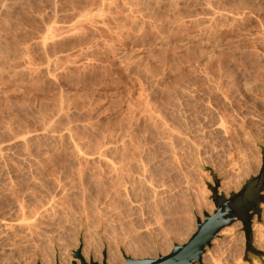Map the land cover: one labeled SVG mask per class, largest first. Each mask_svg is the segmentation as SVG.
Segmentation results:
<instances>
[{
	"label": "rangeland",
	"instance_id": "obj_1",
	"mask_svg": "<svg viewBox=\"0 0 264 264\" xmlns=\"http://www.w3.org/2000/svg\"><path fill=\"white\" fill-rule=\"evenodd\" d=\"M159 1L160 0H0V143H3L0 144V148L2 146L3 150L1 151V155L4 156L3 157L0 155V157H3L0 159V165H2V160L4 163L2 166H0V182L2 181L0 183V189H5L3 190V192H1L2 190H0V203H2L3 205V202H7V197L10 198L9 195L12 191L11 188L14 189L15 187L18 197L20 198L19 200L23 198L22 203H24V205L25 203L29 202L26 205L30 204L29 206L34 205L36 207L35 208L34 206H31L32 210L33 208H35L32 211L30 209L31 207L25 206V209L27 210L26 214H29L28 216L33 213L30 216L32 220L35 218L38 220L40 218H43L45 222L43 220H39L38 223L37 221L39 226L44 225L45 223H47V225H50L53 222V224L50 225V229L48 228L50 226L44 225V227H37L39 229L38 231L37 229H35V227L38 226L35 221L36 224L33 227V231H38L39 233L37 232V234L45 235H38V241L36 240L37 235L32 232L33 235L35 234L34 239L36 241L34 242H37L38 245L36 243L34 244V242H31L34 239L31 240V243L29 242L28 245L23 240V238L20 241V235L15 236V234L18 235V233L9 232L10 234L8 233L6 236H11L10 239L7 238L8 241L10 240L9 242L6 240L5 236L3 237L5 243H2V245L5 246L6 244L7 246H3L4 249H0V264H39L41 260L40 254L38 253L37 249H39V252L43 250L47 251V249H49L48 251H50L52 247L49 246V243L53 238L57 239V236L62 243V245H60V251L66 253V258H69L67 260V263L70 264L73 260L72 254L74 251L78 249L81 254L82 244L78 245L77 241H82V237L86 234L87 231V234L91 235L93 239L91 240L93 241V245H90L88 254L91 256V258L93 256H96V260H99L103 256H106L107 252H110L112 257V259L109 261L110 264H117L118 262L124 264L125 256L138 259L156 258L159 255H166L172 250L174 244L185 243L195 232L196 217H200L202 219L204 211H209L208 213H211L214 210V205L210 199L211 190L209 189V186H213L215 180H217L219 183L220 180L218 178L222 177L221 179L224 178L228 179L229 181H234L229 183V188L224 187L223 189L219 187L220 185L218 186V191L224 192L225 195H228V193L232 191L239 190L246 179L258 172L261 164V158L260 149L258 146H256V143L264 146V0H218L219 2H217V0H194L198 5L194 3L193 0H173L174 2H172V0H161L162 3ZM203 1L205 3H203ZM229 1L231 2V6ZM241 3H243V6H240ZM206 4L208 5V7L205 8ZM215 4L216 7H213L215 6ZM232 5L235 7L233 8ZM156 10L158 12H156ZM210 10L212 11V13ZM233 10L235 11L233 12ZM78 11L80 12L76 14ZM147 12L150 14L147 15ZM225 12L229 14H226ZM163 13L165 16L163 15ZM158 15L159 17L157 18ZM185 15H187L186 18ZM217 15L219 18L217 17ZM243 16H245V18ZM239 18L240 20H242L240 21ZM178 19H180V22ZM208 21L210 24L208 23ZM193 22L196 23V25ZM213 22L214 25H212ZM240 23H243V25ZM239 24L242 25L243 28L242 26L241 28H239ZM235 25L238 26V30L236 29ZM54 28L56 29L54 30ZM47 30L50 34L47 32ZM43 32L46 35H44ZM245 32L247 33V35ZM251 33L254 35L252 36ZM47 34H49L48 37L50 36L52 37V39L57 38V41L55 39L52 40L50 37L48 39ZM45 37H47L48 40ZM42 40V45H44L43 48H45V44H48L46 45L48 47H46V49L49 52H47L46 49L43 50L39 45V42L42 43ZM255 45L257 46L256 48ZM239 61L240 63L238 65ZM260 63L262 64L260 65ZM245 65L248 66L246 67ZM46 68L48 70L50 69V72L48 70H45ZM197 69L199 71H197ZM189 72H191V74ZM211 72H213V74ZM253 75L254 77H252ZM246 77L248 78V80ZM182 78L184 79V81ZM211 79L212 81H210ZM192 80L196 81L194 82ZM240 82L244 83L242 84ZM185 84H187V87ZM241 84L244 86V88ZM230 85H232V88L229 87ZM221 86L224 87L222 88ZM189 87L191 89H189ZM210 89L212 91H210ZM218 89L220 92L218 91ZM254 89H256V92H254ZM235 90L237 92H235ZM191 92H193V94ZM175 96L177 98L179 97L178 100ZM166 99L168 101H165ZM224 116L226 118H224ZM222 117L225 120L222 119ZM190 121L192 122V124ZM44 125L45 128H43ZM212 125L213 127H211ZM215 125L218 127H215ZM231 125L232 127H230ZM167 127L170 128L168 129ZM50 128L54 129L52 130ZM43 130H45V132ZM46 130L49 132H47ZM66 130L67 133H65ZM253 130L257 131L254 132ZM232 131L237 135L235 136V133L233 134ZM59 132H61V134ZM68 132H70L71 134ZM52 133L53 136H51ZM56 133H58L59 136ZM63 133L64 135H62ZM22 134H25L26 136H23ZM20 135H22L21 139L25 140L23 141L25 142V144L22 143L21 139L17 138L20 137ZM60 135L62 136L60 137ZM186 136L187 139L185 138ZM14 137H16V139ZM68 137H70V140L72 142L74 140V146H70L72 142L68 140ZM6 138H8L9 140H7ZM61 139L63 140L61 141ZM170 139L171 141H169ZM220 140H222L221 144L219 143ZM7 141V144H10V149L5 143ZM79 142L83 145H78ZM249 142H252L251 144L254 146L250 145ZM11 143L14 144H12L13 146L16 145L17 147H13ZM23 144L25 145L24 149L22 146ZM29 146L31 148H28ZM5 147H7L9 150L13 149L11 151L13 154ZM73 147L76 150L80 148V151H82L81 149L83 148V152L85 150H87L88 152L91 151V154L93 152H96V155L93 153L91 156L90 153L85 151V156H81L82 158H76V152H74L75 154H73L72 152L74 150ZM231 147H233L234 149ZM17 148H22V150L25 151L26 154L25 152L23 154L22 150L18 151L19 149L17 150ZM4 149L7 150L6 154L5 152H3ZM28 149L30 150L28 151ZM225 149H228L227 152ZM96 150H99L98 152L100 154H97ZM16 151L18 153H15ZM241 151L244 152V154ZM101 152L104 153L102 154ZM49 153L52 155H50ZM87 153L90 154L91 159L88 158ZM11 155L13 156L11 157ZM14 155H18L21 158H19L18 156L16 158ZM100 155L104 156V159L107 160H104ZM98 156H100L103 161L99 159ZM255 156L257 157V160ZM22 157H24V159L26 160H24ZM33 158L36 159L34 162ZM74 158L75 160L77 159V162H79V167L77 165H74L77 164L75 160H72ZM44 159H46L45 161L47 163L44 161ZM81 159H83L82 161L84 162H82ZM84 159L88 162L86 161V163ZM92 159L94 160V162L92 161ZM96 159L98 161H96ZM108 159L110 160V162ZM30 160L33 162L32 164H35L34 166L36 168L32 164V169L29 167L30 165L28 163L31 162ZM120 160L124 165L123 168L125 169L122 168ZM36 161H44L45 164L44 162H40V164ZM80 161L84 163V165L80 163ZM104 161L108 162H105L104 164ZM112 161L116 165H113ZM239 161L242 163H240ZM92 162L94 163V165H96L95 168L92 165ZM90 163L93 167L90 166ZM109 163L112 165H110ZM80 164L82 165V167ZM103 164L105 167H103ZM243 164L246 166H244ZM249 164H251V166H249ZM118 165H120L119 168L121 169L115 168L118 167ZM38 166L40 168H38ZM110 166L115 167L113 168ZM28 167L30 171L32 170L33 173H27L29 172ZM33 167L37 169V171L33 169ZM76 168L79 169L76 170ZM80 168H82L83 170H81ZM106 168L108 169L106 170ZM52 169L58 170L59 173L58 171H56V175H51V177H48V171ZM118 169L119 173H117ZM128 169L129 171L127 172L129 173L126 172V170ZM75 171H80L77 174L80 173L79 175L80 178H82L81 180L78 178L79 175H77ZM122 171L126 176L122 175ZM61 172L66 173V175L63 173L64 178L62 177ZM111 173L113 175L116 173V178L114 177L115 175L112 176ZM28 174H30V178L24 177L23 180V177L21 176H27ZM43 174L45 179L48 178V180H45V183L44 179H42ZM34 175H36V177ZM130 175L134 176L128 177ZM52 176H54V178L56 176V178L58 177V179L54 180ZM98 176H102V179ZM118 176L119 178L121 177L120 180L119 178H117ZM136 176H139V178L135 179L137 178ZM37 177H40L43 182L40 181V179ZM97 177L101 181H103H99L102 185L98 182L99 179H97ZM122 177H125V179L123 178L124 180H128V182L126 183H129V186H131L128 188V191L132 189V192L128 193L133 195V199L135 198L134 201L139 202L138 204L142 205H140L142 209L144 206V209L146 210L145 207L147 206V210H141L142 214L140 215L139 213L138 215L139 217L141 216L142 224H140L139 221L137 222L135 220L133 216L134 214L129 213L127 204L130 199L132 200V196L129 194L130 196L128 195L127 197H125V201L122 200L124 198L122 197ZM140 177H142L143 179H141ZM17 178L21 180L20 185ZM108 178L110 181L108 180ZM65 179L69 183V187L67 185L68 183L66 184V182L64 181ZM112 179L115 180L113 181ZM57 180L62 181L58 184ZM107 180L113 183H109ZM129 180L130 182L132 181V183H130ZM35 181H37L38 184ZM118 181L119 183H116ZM85 182L87 185H85ZM21 183L24 184V187L21 185ZM26 183L28 186L26 185ZM48 183L52 184V189L51 185H49ZM10 184L11 186L9 187L11 188H7V186ZM55 184L58 186L60 185L62 191H60V187L56 186ZM82 184H84V186ZM113 184L117 185L118 188H115V185L114 187H112ZM146 184H149L153 189L151 188L150 190V186L148 185L149 187H147ZM17 185H19V187H17ZM31 185L34 188L36 187L37 189H35L34 191ZM39 185H41L42 187H40ZM64 185L67 186L65 187ZM29 187L32 189V191L28 194L27 191L31 190ZM39 187L41 191L38 189ZM62 187L64 188L62 189ZM84 187H86L87 189ZM108 187L111 188V191L113 190V194L115 193L122 198L116 196L118 198L116 199L115 194L113 196L111 191H108L110 190ZM18 188L22 189L20 190ZM156 188L159 189L157 190ZM225 188L227 190H225ZM42 189H45L43 190L45 194L43 193ZM50 189L52 190L53 194L51 193ZM117 189L120 191V193ZM66 190H68L67 193H71L64 194ZM153 190L155 192H153ZM8 191H10L9 194H7ZM58 191L60 192V194L57 193ZM20 192L22 194H20L19 196ZM156 192L158 193V195ZM30 193H33L34 195L36 194L37 196L31 194L33 196L32 197L30 196ZM38 193H40V195ZM83 193L85 194L86 198ZM95 193H97V196H94L96 195ZM102 193L103 197L107 196L108 199L105 197V199H101ZM106 193L109 196L112 195L110 197L112 202H120L121 205L125 204V207H127H124L125 212L123 208L122 210L121 207H117L116 211H118H115L116 213L114 212L111 217H105V215L102 213L103 211H101L102 206L100 202H111L109 200V196ZM5 194H7L8 196L5 197ZM55 194H57V196ZM47 195L48 197L50 196L51 198H53L52 200L51 198L48 200L51 203L47 201ZM53 195L56 196L57 200L60 198L62 200L68 198L66 199L67 202H65V200L62 202L61 199L60 202L59 200L56 201ZM71 195L73 197H70ZM75 195H77L80 200H83L80 201ZM98 195L100 196L101 200H98ZM27 196L30 198L29 200H26V198H24ZM62 196H65V198H63ZM91 196L93 197L90 198V200L89 197ZM153 196L154 198H152ZM36 197L37 200H33V198L36 199ZM69 197L71 198V200H73L71 201ZM87 197L91 202L95 200L93 198H96V203L93 202L92 206ZM128 197L129 200L126 199ZM86 200H88V202ZM78 201H80V203L82 202L81 206ZM84 201L88 205L84 203ZM43 202L46 203L44 204ZM38 203H40V206L38 205ZM47 203L50 206H48ZM53 203H55L54 206H52ZM60 203L64 204L60 205ZM153 203L155 204V206ZM117 204L120 205L119 203H116V205ZM2 205L0 204V218L4 217ZM41 205L43 208L41 207ZM75 205L77 207H80L78 209L81 213V210L85 211L80 214ZM89 205H91L92 207ZM94 205L95 208H93ZM88 206L90 207V210ZM123 206L124 205H122V207ZM43 209L47 211H44ZM59 209L60 211H57ZM96 209H98L97 213ZM148 209H150L151 212H148ZM54 210L56 211V213ZM93 210L94 213L92 212ZM54 213L56 216L54 215ZM92 213L95 219L90 218L92 217ZM98 213L100 218H98ZM148 213L149 216H147ZM59 214L61 217L59 216ZM62 214L65 215V217ZM115 214L118 216L122 214V216L116 217ZM143 214L145 217H142ZM41 215H43V217ZM51 215H54L56 218ZM37 216L41 217L38 218ZM30 217L28 218L30 219ZM52 218H54L53 221ZM64 218H66L67 220ZM79 218L82 219L80 220ZM106 218L109 220V222L108 220H105ZM115 218H117V220H115ZM144 218L147 219V221L143 220ZM59 219H61L62 222ZM89 219H91L92 222ZM110 219L115 224L112 223ZM126 219H128L131 224ZM58 220L60 221L58 222L60 223V226L57 223ZM77 220L78 224L80 223L81 225L77 224ZM87 220L89 221L87 222ZM96 221H98L97 223L99 224H97ZM105 221L107 222V224ZM116 221H118L121 225L118 222L116 223ZM126 221L127 224L129 223V225H127L128 227L126 226ZM42 222L43 224H40ZM86 223L88 225H85ZM93 223H95V225ZM136 223H139L138 226ZM148 223L152 228L150 230V227L146 226L149 225ZM55 224L58 227H56ZM122 224H124V227L121 228L120 226H122ZM253 224H262L264 229V222L262 221L261 212L258 216L255 215L253 217L251 231ZM54 225L56 228L54 227ZM82 225H84V227ZM91 225L94 226V231V228L91 229ZM87 226H89V228H87ZM103 227L105 229H103ZM144 227L149 228L145 229ZM231 227L232 238L220 236L218 233V236L214 240H212L211 245L205 249V252L202 256V264H209L207 251L208 253L211 252L210 254L213 260V263H211V260L210 264H263L255 258H252L250 260L248 253H246V240L245 234L242 230V224L240 222H236L226 228ZM45 228L46 231L48 229L50 230H48L49 234L48 231L46 232L44 230ZM109 228H111V231H108L110 230ZM114 228L116 231L114 230ZM52 229L55 232L51 231ZM139 229L142 230L139 231ZM144 229L145 231H149L145 232L143 231ZM41 230H44V232H42ZM105 230L108 232H106ZM95 231L97 233H95ZM104 231L106 232L105 234ZM141 231L144 233H142ZM12 237L17 239L16 240L13 238L17 242L16 244H18L19 242L20 243L17 245L18 247L15 245V250L10 248V251V249L8 248L11 247L10 244H15L14 240L12 242ZM46 237L49 241L45 239ZM6 241L9 244L6 243ZM22 242L26 244V248L24 245L22 248ZM38 242H40V244L43 243V247H41ZM251 244L255 248L253 231ZM28 246L32 248L30 249ZM45 246L50 248H46ZM6 247L8 248L7 250ZM40 247L44 249L42 250L40 249ZM24 248L25 250H23ZM17 250L21 253L19 254ZM22 251L25 252L23 253ZM17 252L18 254H16ZM75 260L78 264L80 263L78 259Z\"/></svg>",
	"mask_w": 264,
	"mask_h": 264
},
{
	"label": "bare ground",
	"instance_id": "obj_2",
	"mask_svg": "<svg viewBox=\"0 0 264 264\" xmlns=\"http://www.w3.org/2000/svg\"><path fill=\"white\" fill-rule=\"evenodd\" d=\"M163 1H164V0H163ZM189 1H190V0H189ZM193 1H194V0H193ZM215 1H216V0H215ZM237 1H238V0H237ZM240 1H241V0H240ZM246 1H247V0H246ZM150 2H151V1H150ZM152 2H153V1H152ZM159 2H161V0H160ZM172 2H174V1L172 0ZM172 2H171V3H172ZM217 2H219V1L217 0ZM217 2H216V4H217ZM229 2H230V1H229ZM235 2H236V1H235ZM248 2H249V1H248ZM250 2H251V1H250ZM259 2H260V1H259ZM161 3H162V2H161ZM194 3H196V2L194 1ZM203 3H205V2L203 1ZM257 3H258V2H257ZM262 3H263V2H262ZM152 4H153V3H152ZM157 4H158V3H157ZM165 4H168V3H165ZM172 4H173V3H172ZM172 4H171V5H172ZM191 4H192V3H191ZM196 4H197V3H196ZM201 4H202V3H201ZM207 4H208V3H207ZM207 4L205 5V8L208 7ZM216 4H215V6H213V7H216ZM222 4H223V2H222ZM225 4H226V2H225ZM225 4H224V5H225ZM232 4H233V3H232ZM234 4H235V3H234ZM237 4H238V2H237ZM242 4H243V3H241V5H240V4H239V5H240V6H243ZM246 4H247V3H246ZM1 5H2V4H1ZM176 5H177V4H176ZM176 5H175V6H176ZM192 5H193V4H192ZM197 5H198V4H197ZM210 5H211V4H210ZM219 5H220V4H219ZM235 5H236V4H235ZM257 5H258V4H257ZM158 6H159V5H158ZM193 6H194V5H193ZM230 6H231V2H230ZM230 6H229V7H230ZM236 6H237V5H236ZM245 6H247V5H245ZM5 7H6V6H5ZM151 7H152V6H151ZM178 7H179V6H178ZM185 7H186V6H185ZM189 7H190V6H189ZM203 7H204V6H203ZM209 7H210V6H209ZM232 7L234 8L235 6L232 5ZM248 7H249V6H248ZM254 7H255V6H254ZM129 8H130V7H129ZM167 8H168V7H167ZM169 8H171V7H169ZM176 8H177V7H176ZM211 8H212V6H211ZM224 8H225V7H224ZM181 9H184V8H181ZM220 9H221V8H220ZM131 10H132V9H131ZM149 10H150V9H149ZM151 10H152V9H151ZM157 10H158V9H157ZM157 10H156V12H158ZM164 10H165V9H164ZM173 10H174V8H173ZM186 10H187V9H186ZM189 10H190V9H189ZM201 10H202V9H201ZM205 10H207V9H205ZM208 10H209V8H208ZM216 10H217V9H216ZM225 10H226V9H225ZM237 10H238V9H237ZM135 11H136V10H135ZM190 11H191V10H190ZM194 11H195V10H194ZM210 11H211V10H210ZM226 11H227V10H226ZM234 11H235V10H233V12H234ZM239 11H240V10H239ZM255 11H256V10H255ZM255 11H254V12H255ZM79 12H80V11H78L76 14H78ZM84 12H85V10H84ZM133 12H134V11H133ZM138 12H139V10H138ZM138 12H137V13H138ZM145 12H146V11H145ZM163 12H165V11H163ZM171 12H172V11H171ZM173 12H174V11H173ZM203 12H204V11H203ZM203 12H202V13H203ZM208 12H209V11H208ZM219 12H220V11H219ZM223 12H224V11H223ZM252 12H253V11H252ZM252 12H251V13H252ZM87 13H88V12H87ZM143 13H144V12H143ZM147 13H148V12H147ZM166 13H167V12H166ZM176 13H177V12H176ZM180 13H181V12H180ZM182 13H183V12H182ZM199 13H201V12H199ZM211 13H212V11H211ZM211 13H210V14H211ZM213 13H214V10H213ZM225 13H226V14H229V13H227V12H225ZM237 13H238V11H237ZM82 14H83V13H82ZM133 14H134V13H133ZM138 14H139V13H138ZM140 14H141V13H140ZM144 14H145V13H144ZM149 14H150V13H148L147 15H149ZM188 14H189V12H188ZM193 14H194V13H193ZM203 14H204V13H203ZM219 14H220V13H219ZM254 14H255V13H254ZM85 15H86V14H85ZM88 15H89V14H88ZM163 15H164V13H163ZM170 15H173V14H170ZM176 15H177V14H176ZM195 15H196V14H195ZM206 15H207V14H206ZM213 15H214V14H213ZM237 15H238V14H237ZM243 15H244V14H243ZM75 16H76V15H75ZM81 16H82V15H81ZM133 16H134V15H133ZM133 16H132V17H133ZM151 16H152V15H151ZM153 16H154V14H153ZM164 16H165V15H164ZM186 16H187V15H185V18H186ZM196 16H197V15H196ZM196 16H194V17H196ZM200 16H202V15H200ZM230 16H231V15H230ZM40 17H41V16H40ZM79 17H80V16H79ZM79 17H78V18H79ZM92 17H93V16H92ZM132 17H131V18H132ZM158 17H159V15L157 16V18H158ZM167 17H168V16H167ZM174 17H175V16H174ZM178 17H179V16H178ZM217 17H218V15H217ZM220 17H221V16H220ZM224 17H225V16H224ZM234 17H235V16H234ZM239 17H240V16H239ZM243 17L245 18V16H243ZM75 18H76V17H75ZM82 18H83V17H82ZM101 18H102V17H101ZM133 18H134V17H133ZM136 18H137V17H136ZM141 18H142V17H141ZM145 18H146V17H145ZM149 18H150V17H149ZM151 18H152V17H151ZM169 18H170V16H169ZM180 18H182V17H180ZM207 18H208V17H207ZM218 18H219V17H218ZM226 18H227V17H226ZM172 19H173V18H172ZM237 19H238V18H237ZM54 20H55V19H54ZM173 20H174V19H173ZM178 20H179V22H180V19H178ZM194 20H195V19H194ZM196 20H198V19H196ZM200 20H201V19H200ZM211 20H212V19H211ZM221 20H222V18H221ZM233 20H234V19H233ZM239 20H240V18H239ZM241 20H242V19H241ZM241 20H240V21H241ZM245 20H247V19H245ZM245 20H244V21H245ZM170 21H171V20H170ZM181 21H182V20H181ZM212 21H213V20H212ZM223 21H224V20H223ZM229 21H230V20H229ZM234 21H235V20H234ZM172 22H173V21H172ZM206 22H207V21H206ZM221 22H222V21H221ZM237 22H238V21H237ZM51 23H52V22H51ZM71 23H72V21H71ZM170 23H171V22H170ZM193 23H194V22H193ZM197 23H198V22H197ZM199 23H201V22H199ZM208 23H209V21H208ZM226 23H228V22H226ZM234 23H235V22H234ZM261 23H262V22H261ZM75 24H76V23H75ZM194 24L196 25V23H194ZM202 24H203V22H202ZM202 24H201V25H202ZM209 24H210V23H209ZM223 24H224V23H223ZM232 24H233V23H232ZM235 24H236V23H235ZM240 24L243 25V23H240ZM240 24H239V25H240ZM51 25H52V24H51ZM70 25H71V24H70ZM197 25H198V24H197ZM212 25H214V22L212 23ZM230 25H231V24H230ZM242 25H240L239 28H241ZM244 25H245V24H244ZM235 26H236V25H235ZM50 27H53V26H50ZM209 27H210V26H209ZM237 27H238V26H236V29L238 30ZM56 28H57V27H56ZM56 28H54V30H55ZM242 28H243V26H242ZM245 28H246V27H245ZM49 29H50V28H49ZM63 29H64V28H63ZM236 29H235V30H236ZM246 29H247V28H246ZM59 30H60V28H59ZM239 30H240V29H239ZM241 30H242V29H241ZM243 30H244V29H243ZM49 31H50V30H49ZM51 31H52V29H51ZM163 31H164V30H163ZM245 31H246V30H245ZM44 32H45V31H44ZM44 32H43V34H44ZM47 32H48V30H47ZM53 32H54V31H53ZM61 32H62V31H61ZM242 32H243V31H242ZM258 32H260V31H258ZM48 33H49V32H48ZM64 33H65V32H64ZM69 33H70V32H69ZM72 33H73V31H72ZM240 33H241V32H240ZM240 33H239V34H240ZM245 33H246V32H245ZM49 34H50V33H49ZM49 34H47V37H48ZM51 34H54V33H51ZM66 34H67V33H66ZM248 34H250V33H248ZM258 34H259V33H258ZM44 35H46V34H44ZM55 35H56V34H55ZM55 35H54V37H55ZM246 35H247V33H246ZM251 35L253 36L254 34L251 33ZM259 35H260V34H259ZM52 36H53V35H52ZM62 36H63V34H62ZM242 36H243V35H242ZM261 36H263V35H261ZM47 37H45V38L47 39ZM49 37H50V36H49ZM49 37H48V39H49ZM239 37H240V35H239ZM263 37H264V36H263ZM50 38L52 39V37H50ZM245 38H246V37H245ZM245 38H244V39H245ZM48 39H47V40H48ZM54 39H55V38H54ZM54 39H52V40H54ZM58 39H59V38H58ZM60 39H61V38H60ZM253 39H256V38H253ZM260 39H261V38H260ZM37 40H38V39H37ZM40 40H41V39H40ZM55 40L57 41V38H56ZM238 40H239V39H238ZM261 40H262V39H261ZM44 41H45V40H44ZM241 41H242V39H241ZM254 41H255V40H254ZM256 41H257V40H256ZM259 41H260V40H259ZM49 42H50V41H49ZM238 42H240V41H238ZM39 43H40L39 45L42 47L43 50L46 49V47H47L46 45H48V44H45V48H43V46H44V45H42V44H43V40H42V43H41V42H39ZM47 43H48V42H47ZM51 43H52V42H51ZM62 43H63V42H62ZM255 43H256V42H255ZM26 44H27V43H26ZM53 44H54V42H53ZM58 44H59V43H58ZM237 44H238V43H237ZM261 44H262V43H261ZM51 47H52V46H51ZM51 47H50V48H51ZM246 47H247V46H246ZM253 47H254V46H253ZM256 47H257V46L255 45V48H256ZM260 47H261V45H260ZM47 48H48V47H47ZM243 48H244V47H243ZM248 48H250V47H248ZM251 48H252V47H251ZM257 49H258V48H257ZM259 49H260V48H259ZM263 49H264V48H263ZM233 50H234V49H233ZM235 50H236V49H235ZM253 50H255V49H253ZM253 50H252V51H253ZM46 51H47V49H46ZM54 51H55V50H54ZM255 51H257V50H255ZM47 52H49V51H47ZM47 52H46V53H47ZM243 52H244V51H243ZM44 53H45V51H44ZM231 53H232V52H231ZM253 53H254V52H253ZM60 54H61V53H60ZM58 55H59V54H58ZM251 55H252V54H251ZM255 55H256V54H255ZM235 56H236V55H235ZM249 56H250V55H249ZM259 56H260V55H259ZM228 57H229V55H228ZM238 57H239V56H238ZM46 58H47V57H46ZM56 58H57V57H56ZM226 58H227V57H226ZM261 58H262V57H261ZM235 59H237V58H235ZM254 59H255V58H254ZM262 59H263V58H262ZM57 60H59V59H57ZM225 60H226V59H225ZM232 60H233V59H232ZM246 60H247V59H246ZM258 60H259V59H258ZM221 61H222V60H221ZM237 61H238V60H237ZM262 62H263V61H262ZM56 63H57V62H56ZM239 63H240V61L238 62V65H239ZM263 63H264V62H263ZM243 64H244V63H243ZM261 64H262V63H260V65H261ZM50 65H54V64H50ZM42 66H43V65H42ZM55 66H56V65H55ZM55 66H53V67H55ZM245 66H246V65H245ZM247 66H248V65H247ZM247 66H246V67H247ZM249 66H250V64H249ZM256 66H259V65H256ZM49 67H50V66H49ZM49 67H48V68H49ZM53 67H52V68H53ZM242 67H243V66H242ZM254 67H255V66H254ZM50 68H51V67H50ZM204 68H205V67H204ZM225 68H226V67H225ZM225 68H224V70H225ZM232 68H233V67H232ZM218 69H219V68H218ZM248 69H249V68H248ZM45 70H48V69L46 68ZM53 70H54V69H53ZM208 70H209V68H208ZM210 70H211V69H210ZM215 70H216V69H215ZM220 70H221V69H220ZM220 70H219V72H220ZM234 70H235V68H234ZM240 70H242V69H240ZM48 71L50 72V69H49ZM191 71H192V70H191ZM197 71H199V70L197 69ZM211 71H212V70H211ZM228 71H229V70H228ZM236 71H237V69H236ZM255 71H256V70H255ZM255 71H254V72H255ZM260 71H261V70H260ZM195 72H196V71H195ZM195 72H194V73H195ZM200 72H201V71H200ZM203 72H204V71H203ZM203 72H202V73H203ZM205 72H206V71H205ZM216 72H217V71H216ZM216 72H214V73H216ZM232 72H233V71H232ZM256 72H257V71H256ZM33 73H34V72H33ZM186 73H187V72H186ZM189 73L191 74V72H189ZM211 73L213 74V72H211ZM226 73H227V72H226ZM48 74H49V73H48ZM241 74H242V73H241ZM255 74H256V73H255ZM183 75H185V74H183ZM197 75H198V74H197ZM201 75H202V74H201ZM209 75H210V74H209ZM214 75H215V74H214ZM239 75H240V74H239ZM246 75H247V74H246ZM49 76H50V75H49ZM49 76H48V77H49ZM180 76H181V75H180ZM186 76H187V75H186ZM188 76H189V75H188ZM222 76H223V75H222ZM230 76H231V75H230ZM204 77H205V76H204ZM204 77H203V78H204ZM228 77H229V76H228ZM228 77H227V78H228ZM240 77H241V76H240ZM244 77H245V76H244ZM247 77H248V76H247ZM247 77H246V78H247ZM252 77H254V75H253ZM179 78H180V77H179ZM197 78H199V77H197ZM224 78H225V76H224ZM224 78H223V79H224ZM250 78H251V76H250ZM182 79H183V78H182ZM190 79H191V78H190ZM206 79H207V78H206ZM219 79H220V78H219ZM232 79H233V78H232ZM244 79H245V78H244ZM244 79H243V80H244ZM175 80H177V79H175ZM185 80H186V79H185ZM187 80H188V79H187ZM216 80H217V78H216ZM247 80H248V78H247ZM178 81H179V80H178ZM183 81H184V79H183ZM188 81H189V80H188ZM190 81H191V80H190ZM192 81H194V80H192ZM195 81H196V80H195ZM195 81H194V82H195ZM210 81H212V79H211ZM214 81H215V80H214ZM234 81H235V80H234ZM244 81H245V80H244ZM230 82H231V80H230ZM238 82H239V80H238ZM187 83H188V82H187ZM192 83H193V82H192ZM209 83H210V82H209ZM211 83H212V82H211ZM219 83H220V82H219ZM233 83H234V82H233ZM240 83H242V82H240ZM243 83H244V82H243ZM243 83H242V84H243ZM248 83H251V82H248ZM182 84H183V83H182ZM190 84H191V83H190ZM194 84H195V83H194ZM194 84H193V85H194ZM242 84H241V85H242ZM174 85H175V84H174ZM185 85H186V87H187V84H185ZM209 85H210V84H209ZM226 85H227V83H226ZM236 85H237V84H236ZM171 86H172V85H171ZM171 86H170V87H171ZM179 86H180V85H179ZM183 86H184V85H183ZM202 86H204V85H202ZM231 86H232V85H230L229 87H231ZM242 86H243V85H242ZM242 86H240V87H242ZM246 86H247V84H246ZM173 87H174V86H173ZM173 87H172V88H173ZM186 87H185V88H186ZM195 87H196V86H195ZM197 87H199V86H197ZM213 87H215V86H213ZM221 87H222V86H221ZM223 87H224V86H223ZM223 87H222V88H223ZM177 88H178V87H177ZM181 88H182V87H181ZM201 88H202V87H201ZM218 88H219V86H218ZM225 88H226V87H225ZM231 88H232V87H231ZM243 88H244V86H243ZM250 88H251V87H250ZM255 88H256V87H255ZM189 89H191V88L189 87ZM237 89H238V88H237ZM245 89H246V88H245ZM256 89H257V88H256ZM256 89H254V92H256V91H255ZM148 90H149V89H148ZM179 90H181V89H179ZM194 90H195V89H194ZM197 90H198V88H197ZM205 90H206V89H205ZM205 90H204V91H205ZM214 90H215V89H214ZM223 90H224V89H223ZM246 90H247V89H246ZM172 91H173V90H172ZM172 91H171V92H172ZM176 91H177V90H176ZM210 91H212V90L210 89ZM218 91H219V89H218ZM224 91H225V90H224ZM224 91H223V92H224ZM248 91H249V90H248ZM258 91H259V90H258ZM174 92H175V91H174ZM181 92H182V91H181ZM184 92H185V91H184ZM201 92H202V91H201ZM201 92H199V93H201ZM207 92H208V91H207ZM207 92H206V93H207ZM219 92H220V91H219ZM235 92H237V91L235 90ZM239 92H240V90H239ZM241 92H242V91H241ZM243 92H244V89H243ZM250 92H251V91H250ZM250 92H249V94H250ZM175 93H176V92H175ZM178 93H179V92H178ZM178 93H177V94H178ZM191 93L193 94V92H191ZM212 93H213V92H212ZM217 93H218V92H217ZM261 93H262V92H261ZM184 94H185V93H184ZM192 94H191V95H192ZM208 94H209V93H208ZM215 94H216V93H215ZM243 94H244V93H243ZM204 95H205V94H204ZM220 95H221V94H220ZM226 95H227V94H226ZM228 95H229V94H228ZM238 95H239V94H238ZM241 95H242V93H241ZM241 95H240V96H241ZM261 95H262V94H261ZM166 96H167V95H166ZM189 96H190V95H189ZM222 96H223V95H222ZM230 96H231V95H230ZM240 96H239V98H240ZM171 97H172V96H171ZM175 97H176V96H175ZM207 97H208V96H207ZM228 97H229V96H228ZM178 98H179V97H178ZM178 98L176 97L177 100H178ZM180 98H181V97H180ZM186 98H187V97H186ZM188 98H189V97H188ZM208 98H209V97H208ZM212 98H213V97H212ZM217 98H218V97H217ZM260 98H262V97H260ZM198 99H199V98H198ZM201 99H202V98H201ZM201 99H200V100H201ZM206 99H207V98H206ZM214 99H215V97H214ZM214 99H213V100H214ZM224 99H225V98H224ZM237 99H238V98H237ZM148 100H149V99H148ZM174 100H175V99H174ZM188 100H189V99H188ZM207 100H208V99H207ZM221 100H222V99H221ZM228 100H229V99H228ZM165 101H168V100L166 99ZM192 101H193V100H192ZM217 101H218V100H217ZM222 101H223V100H222ZM232 101H233V100H232ZM256 101H257V99H256ZM175 102H176V101H175ZM186 102H187V101H186ZM206 102H207V101H206ZM226 102H227V100H226ZM237 102H239V101H237ZM167 103H168V102H167ZM177 103H179V102H177ZM183 103H184V102H183ZM214 103H216V102H214ZM165 104H166V103H165ZM187 104H188V103H187ZM187 104H186V105H187ZM194 104H195V103H194ZM199 104H200V103H199ZM199 104H198V105H199ZM206 104H207V103H206ZM206 104H205V105H206ZM218 104H220V103H218ZM235 104H236V103H235ZM190 105H191V104H190ZM196 105H197V104H196ZM259 105H260V104H259ZM158 106H159V105H158ZM164 106H165V105H164ZM168 106H169V105H168ZM187 106H188V105H187ZM202 106H203V105H202ZM181 107H182V106H181ZM190 107H191V106H190ZM192 107H193V106H192ZM197 107H198V106H197ZM206 107H207V106H206ZM232 107H234V106H232ZM171 108H172V107H171ZM204 108H205V107H204ZM208 108H210V107H208ZM229 108H230V106H229ZM236 108H237V107H236ZM160 109H161V108H160ZM215 109H216V108H215ZM238 109H239V108H238ZM213 110H214V109H213ZM232 110H233V109H232ZM240 110H241V109H240ZM154 111H155V110H154ZM168 111H169V110H168ZM196 111H197V110H196ZM214 111H215V110H214ZM217 111H218V110H217ZM217 111H216V112H217ZM233 111H234V110H233ZM159 112H160V111H159ZM175 112H176V111H175ZM187 112H188V111H187ZM189 112H190V111H189ZM198 112H199V111H198ZM201 112H202V111H201ZM229 112H230V111H229ZM236 112H237V111H236ZM247 112H248V111H247ZM171 113H172V112H171ZM177 113H178V112H177ZM183 113H184V112H183ZM222 113H223V112H222ZM57 114H58V113H57ZM156 114H157V113H156ZM178 114H179V113H178ZM188 114H189V113H188ZM207 114H208V113H207ZM215 114H216V113H215ZM220 114H221V113H220ZM226 114H228V113H226ZM236 114H237V113H236ZM247 114H249V113H247ZM162 115H163V114H162ZM172 115H174V114H172ZM193 115H194V114H193ZM200 115H201V114H200ZM230 115H231V114H230ZM55 116H56V115H55ZM151 116H152V115H151ZM158 116H159V115H158ZM158 116H157V117H158ZM198 116H199V115H198ZM208 116H209V115H208ZM217 116H219V115H217ZM220 116H221V115H220ZM228 116H229V115H228ZM237 116H238V115H237ZM241 116H242V115H241ZM244 116H245V114H244ZM249 116H250V115H249ZM249 116H248V117H249ZM155 117H156V116H155ZM202 117H203V116H202ZM230 117H231V116H230ZM220 118H221V117H220ZM224 118H226V117L224 116ZM224 118L222 117V119H224ZM251 118H253V117H251ZM160 119H161V118H160ZM178 119H179V118H178ZM186 119H187V118H186ZM222 119H220V120H222ZM228 119H229V118H228ZM228 119H227V120H228ZM174 120H175V118H174ZM189 120H190V119H189ZM211 120H212V119H211ZM220 120H218V121H220ZM224 120H225V119H224ZM227 120H226V121H227ZM258 120H259V119H258ZM150 121H151V120H150ZM162 121H163V120H162ZM183 121H184V120H183ZM193 121H194V119H193ZM199 121H200V120H199ZM201 121H202V120H201ZM206 121H207V120H206ZM212 121H213V120H212ZM240 121H241V120H240ZM48 122H49V121H48ZM163 122H164V121H163ZM190 122H191V121H190ZM190 122H189V123H190ZM262 122H263V121H262ZM178 123H179V122H178ZM225 123H226V122H225ZM225 123H224V124H225ZM238 123H241V122H238ZM255 123H256V122H255ZM46 124H47V123H46ZM191 124H192V122H191ZM201 124H202V123H201ZM205 124H206V123H205ZM208 124H209V123H208ZM222 124H223V123H222ZM229 124H230V121H229ZM229 124H228V125H229ZM231 124H232V123H231ZM247 124H248V123H247ZM250 124H251V123H250ZM51 125H52V124H51ZM54 125H55V124H54ZM151 125H152V124H151ZM153 125H154V124H153ZM185 125H186V124H185ZM226 125H227V124H226ZM256 125H257V124H256ZM47 126H48V125H47ZM47 126H46V127H47ZM183 126H184V125H183ZM198 126H199V125H198ZM200 126H201V125H200ZM218 126H219V124H218ZM218 126L215 125V127H218ZM177 127H178V126H177ZM211 127H213V125H212ZM221 127H222V126H221ZM223 127H224V125H223ZM230 127H232V125H231ZM233 127H234V126H233ZM239 127H241V126H239ZM252 127H253V126H252ZM43 128H45V125H44ZM48 128H49V127H48ZM167 128H168V127H167ZM169 128H170V127H169ZM169 128H168V129H169ZM203 128H204V127H203ZM205 128H206V127H205ZM50 129L53 130L54 128H50ZM218 129H219V128H218ZM218 129H216V130H218ZM221 129H222V128H221ZM231 129H233V128H231ZM61 130H62V129H61ZM63 130H64V129H63ZM153 130H154V129H153ZM175 130H176V129H175ZM200 130H201V129H200ZM226 130H227V129H226ZM235 130H236V129H235ZM242 130H243V129H242ZM257 130H258V129H257ZM257 130H255V131L253 130V131L256 132ZM43 131L45 132V130H43ZM46 131H47V130H46ZM167 131H168V130H167ZM193 131H194V130H193ZM221 131H222V130H221ZM221 131H220V132H221ZM239 131H240V130H239ZM47 132H49V131H47ZM64 132H65V131H64ZM168 132H169V131H168ZM170 132H171V131H170ZM187 132H188V131H187ZM232 132H233V131H232ZM263 132H264V131H263ZM59 133L61 134V132H59ZM65 133H67V130H66ZM68 133H70V132H68ZM155 133H156V132H155ZM158 133H159V132H158ZM182 133H183V132H182ZM207 133H208V132H207ZM221 133H222V132H221ZM227 133H229V132H227ZM234 133H235V132H233V134H234ZM258 133H259V132H258ZM49 134H50V133H49ZM56 134L58 135V133H56ZM70 134H71V133H70ZM70 134H69V135H70ZM231 134H232V133H231ZM22 135H23V136H26L25 134H22ZM22 135H20V137H17V138L21 139V138H22ZM27 135H28V134H27ZM62 135H64V133H63ZM62 135H60V137H61ZM72 135H73V134H72ZM107 135H108V134H107ZM219 135H220V134H219ZM222 135H223V134H222ZM224 135H225V134H224ZM236 135H237V134L235 133V136H236ZM244 135H245V134H244ZM246 135H247V133H246ZM10 136H11V135H10ZM41 136H42V135H41ZM51 136H53V133H52ZM58 136H59V135H58ZM67 136H68V135H67ZM73 136H74V135H73ZM135 136H136V135H135ZM161 136H162V135H161ZM179 136H180V135H179ZM202 136H203V135H202ZM211 136H212V135H211ZM229 136H230V135H229ZM8 137H9V136H8ZM30 137H31V136H30ZM30 137H29V138H30ZM60 137H56V138H60ZM70 137H71V136H70ZM70 137H68V140H70ZM76 137H77V136H76ZM180 137H181V136H180ZM197 137H198V136H197ZM213 137H214V136H213ZM14 138L16 139V137H14ZM72 138H73V137H72ZM77 138H78V137H77ZM185 138L187 139V136H186ZM195 138H196V137H195ZM206 138H207V137H206ZM222 138H223V136H222ZM233 138H234V137H233ZM236 138H237V137H236ZM240 138H241V137H240ZM240 138H238V139H240ZM6 139L9 140L8 138H6ZM15 139H12V140H15ZM25 139H27V138H25ZM31 139H32V138H31ZM37 139H38V137H37ZM63 139H64V138H63ZM63 139H61V141H62ZM65 139H66V138H65ZM75 139H76V138H75ZM200 139H201V138H200ZM213 139H214V138H213ZM213 139H212V140H213ZM227 139H228V138H227ZM244 139H245V137H244ZM29 140H30V139H29ZM29 140H28V142H29ZM66 140H67V139H66ZM76 140H77V139H76ZM172 140H173V139H172ZM232 140H233V139H232ZM247 140H248V138H247ZM21 141H22V143L25 144V142H23V141H25V140H22V139H21ZM77 141H78V140H77ZM165 141H166V140H165ZM169 141H171V139H170ZM197 141H198V140H197ZM203 141H204V140H203ZM221 141H222V140H220V142H219L220 144H221ZM226 141H227V140H226ZM243 141H244V140H243ZM67 142H69V141H67ZM70 142H72V141L70 140ZM182 142H183V141H182ZM229 142H230V141H229ZM232 142H233V141H232ZM234 142H235V140H234ZM246 142H247V141H246ZM5 143L7 144L8 141L5 142ZM20 143H21V142H20ZM20 143H19V144H20ZM73 143H74V140H73L72 144L70 143V144H71L70 146H74ZM108 143H109V142H108ZM110 143H111V142H110ZM180 143H181V142H180ZM206 143H207V142H206ZM226 143H228V142H226ZM238 143H239V142H238ZM247 143H248V142H247ZM249 143H250V142H249ZM251 143H252V142H251ZM251 143H250V145H252ZM0 144H3V143H0ZM12 144H13V143H11V145H12ZM19 144H17V145H19ZM24 144L22 145V146H23V149H24V146H25ZM33 144H34V143H33ZM80 144L83 145L82 143L79 142L78 145H80ZM163 144H164V143H163ZM166 144H167V143H166ZM200 144H201V143H200ZM224 144H225V143H224ZM234 144H235V143H234ZM240 144H241V143H240ZM7 145H8V144H7ZM9 145H10V144H9ZM9 145L7 146L8 148H9ZM13 145H14V144H13ZM13 145H12V146H13ZM27 145H28V144H27ZM29 145H30V143H29ZM75 145H76V144H75ZM78 145H77V146H78ZM106 145H107V144H106ZM110 145H111V144H110ZM115 145H116V144H115ZM250 145H248V146H250ZM263 145H264V144H263ZM15 146H16V145H15ZM15 146H13V147H15ZM67 146H68V145H67ZM100 146H101V145H100ZM120 146H121V145H120ZM141 146H142V145H141ZM227 146H228V145H227ZM235 146H236V145H235ZM242 146H243V144H242ZM252 146H254V145H252ZM3 147H4V146H3ZM7 147H5V148L8 149ZM13 147H12V148H13ZM16 147H17V146H16ZM80 147H81V146H80ZM83 147H84V146H83ZM111 147H112V146H111ZM113 147H114V146H113ZM168 147H169V146H168ZM220 147H221V146H220ZM237 147H238V146H237ZM19 148H20V147H19ZM19 148H17V150H18ZM26 148H27V147H26ZM28 148H31V147L29 146ZM69 148H70V147H69ZM71 148H72V147H71ZM99 148H100V147H99ZM109 148H110V146H109ZM169 148H170V147H169ZM231 148H233V147H231ZM246 148H247V146H246ZM246 148H245V149H246ZM9 149H10V148H9ZM9 149H8V150H9ZM73 149H74V147H73ZM79 149H80V148H79ZM79 149H77V150L74 149L75 151H74V150L72 151L73 154H75L74 152H76V158H77V157H81V156H82V157L85 156L84 153L86 154L85 151H87V150H85V151L83 152V148L81 149L82 151H80ZM85 149H86V148H85ZM97 149H98V148H97ZM101 149H102V148H101ZM114 149H115V148H114ZM233 149H234V148H233ZM251 149H252V148H251ZM251 149H250V150H251ZM2 150H3V149H2V146H1V148H0V155H1V151H2ZM12 150H13V149H11V150H9V151L11 152ZM21 150H22V148L19 149L18 151H21ZM25 150H26V149H25ZM29 150H30V149H28V151H29ZM47 150H48V149H47ZM63 150H64V149H63ZM88 150H89V149H88ZM91 150H92V149H91ZM99 150H100V149H99ZM99 150H96V151H97V154L99 153V152H98ZM102 150H103V149H102ZM141 150H142V149H141ZM173 150H174V149H173ZM222 150H223V149H222ZM225 150H226V149H225ZM227 150H228V149H227ZM227 150H226V152H227ZM235 150H237V149H235ZM240 150H241V149H240ZM250 150H249V151H250ZM6 151H7V150L4 149L3 152H5V154H6ZM14 151H15V150H14ZM22 151H23V150H22ZM45 151H46V150H45ZM68 151H69V150H68ZM100 151H101V150H100ZM115 151H116V150H115ZM242 151H243V150H242ZM242 151H241V152H242ZM10 152H9V153H10ZM24 152H25V151H23V154H24ZM64 152H65V151H64ZM87 152H88V151H87ZM90 152H91V151H90ZM90 152H88V153H90ZM92 152H93V151H92ZM219 152H220V151H219ZM252 152H253V150H252ZM11 153H12V152H11ZM15 153H18V152L16 151ZM27 153H28V152H27ZM88 153H87L88 158H90V154H91V153H90V154H88ZM93 153H94V152H93ZM93 153H92V154H93ZM95 153H96V152H95ZM95 153H94V154H95ZM101 153H102V152H101ZM103 153H104V152H103ZM103 153H102V154H103ZM123 153H124V152H123ZM125 153H126V152H125ZM133 153H134V152H133ZM133 153H132V154H133ZM220 153H221V152H220ZM230 153H232V152H230ZM233 153H234V152H233ZM242 153L244 154V152H242ZM248 153H249V152H248ZM2 154H3V153H2ZM12 154H13V153H12ZM25 154H26V152H25ZM28 154H29V153H28ZM47 154H48V153H47ZM49 154H50V153H49ZM73 154H72V155H73ZM92 154H91V156H92ZM99 154H100V153H99ZM116 154H117V153H116ZM121 154H122V153H121ZM225 154H226V153H225ZM253 154H254V153H253ZM29 155H30V154H29ZM50 155H52V154H50ZM95 155H96V154H95ZM106 155H107V154H106ZM108 155H110V154H108ZM227 155H228V154H227ZM230 155H231V154H230ZM237 155H238V154H237ZM1 156H3V155H1ZM12 156H13V155H11V157H12ZM14 156L17 158L18 155H17V156L14 155ZM22 156H23V155H22ZM74 156H75V155H74ZM100 156H102V155H100ZM100 156H98L99 159H101ZM228 156H229V155H228ZM231 156H232V155H231ZM249 156H250V155H249ZM3 157H4V156H3ZM3 157H0V159L3 158ZM18 157H19V156H18ZM28 157H29V156H28ZM28 157H27V158H28ZM36 157H37V156H36ZM82 157H81V158H82ZM86 157H87V156H86ZM86 157H85V158H86ZM98 157H97V158H98ZM102 157H103V159H104V156H102ZM105 157H106V156H105ZM107 157H108V156H107ZM173 157H174V154H173ZM233 157H234V156H233ZM240 157H241V156H240ZM253 157H254V156H253ZM255 157H256V156H255ZM19 158H21V157H19ZM22 158L24 159V157H22ZM67 158H68V157H67ZM69 158H70V157H69ZM110 158H111V157H110ZM112 158H113V157H112ZM125 158H126V157H125ZM250 158H251V157H250ZM13 159H14V158H13ZM29 159H31V158H29ZM41 159H42V158H41ZM49 159H50V158H49ZM49 159H48V160H49ZM70 159H71V158H70ZM70 159H69V160H70ZM86 159H87V158H86ZM90 159H91V158H90ZM93 159H94V158H93ZM93 159H92V161L94 162ZM242 159H243V158H242ZM15 160H17V159H15ZM18 160H20V159H18ZM24 160H26V159H24ZM35 160H36V159L33 158V162H34ZM45 160H46V159H44V161H45ZM50 160H51V159H50ZM72 160H75V158L72 159ZM79 160H80V158H79ZM79 160H78V161H79ZM82 160H83V159H81V161H82ZM84 160H85V159H84ZM101 160H102V159H101ZM104 160H107V159H104ZM108 160H109V159H108ZM138 160H139V159H138ZM240 160H241V159H240ZM246 160H250V159H246ZM256 160H257V157H256ZM256 160H255V161H256ZM21 161H22V160H21ZM30 161H31V160H30ZM44 161H40V162L43 163ZM75 161L77 162V159H76ZM75 161H74V162H75ZM81 161H80V163L84 162V161H82V162H81ZM86 161H87V160H85V162H86ZM90 161H91V160H90ZM96 161H98V160L96 159ZM102 161H103V160H102ZM223 161H224V160H223ZM237 161H238V160H237ZM242 161H244V160H242ZM33 162L31 161L30 163H28V164L30 165V166H29L30 168H31V164H32ZM36 162H39V161H36ZM40 162H39V163H40ZM45 162H46V161H45ZM45 162H44V164H45ZM70 162H71V161H70ZM74 162H73V163H74ZM87 162H88V161H87ZM87 162H86V163H87ZM93 162H92V163H93ZM99 162H100V161H99ZM105 162H106V161H104V164H105ZM107 162H108V161H107ZM107 162H106V163H107ZM109 162H110V160H109ZM120 162H121V160H120ZM232 162H233V161H232ZM239 162H240V161H239ZM0 163H1V162H0ZM20 163H21V162H20ZM26 163H27V161H26ZM41 163H40V164H41ZM46 163H47V162H46ZM48 163H49V161H48ZM101 163H102V162H101ZM112 163H113V161H112ZM140 163H141V162H140ZM235 163H236V162H235ZM240 163H242V162H240ZM244 163H245V162H244ZM249 163H251V162H249ZM257 163H258V162H257ZM3 164H4V163H3V160H2V165H3ZM13 164H14V162H13ZM15 164H16V162H15ZM23 164H24V163H23ZM37 164H38V163H37ZM37 164H36V165H37ZM71 164H72V163H71ZM78 164H79V162H77V164H74V165H77V166L79 167ZM82 164L84 165V163H82ZM88 164H89V163H88ZM88 164H87V167H88ZM95 164H96V162H95ZM97 164H98V162H97ZM104 164H103V167H105ZM109 164H110V163H109ZM124 164H125V163H124ZM253 164H254V163H253ZM2 165H0V166H2ZM24 165H25V164H24ZM26 165H27V164H26ZM32 165L34 166L35 164H32ZM42 165H43V164H42ZM47 165H48V164H47ZM74 165H73V166H74ZM80 165H81V164H80ZM92 165L94 166V168L96 167V165H94V163H93ZM92 165H91V163H90V166H92ZM100 165H101V164H100ZM110 165H112V164H110ZM113 165H116V164L113 163ZM121 165H122V168H123L124 165L122 164V162H121ZM126 165H127V162H126ZM234 165H235V164H234ZM239 165H240V164H239ZM243 165H244V164H243ZM27 166H28V165H27ZM27 166H26V167H27ZM39 166H40V165H39ZM39 166H38V168H40ZM43 166H44V165H43ZM65 166H66V165H65ZM77 166H76V167H77ZM93 166H92V167H93ZM97 166H98V165H97ZM101 166H102V165H101ZM119 166H120V165H118V167H115V166H114V167H115V168H119ZM156 166H157V165H156ZM235 166H236V165H235ZM244 166H246V165H244ZM249 166H251V164H249ZM4 167H5V166H4ZM19 167H20V166H19ZM24 167H25V166H24ZM29 167H28V169H29ZM34 167H35V166H34ZM34 167H33V169L36 168V167H35V168H34ZM46 167H47V166H46ZM56 167H57V166H56ZM56 167H55V168H56ZM81 167H82V165H81ZM83 167H84V166H83ZM85 167H86V165H85ZM92 167H91V168H92ZM98 167H99V166H98ZM108 167H109V166H108ZM110 167H113V166H110ZM114 167H113V168H114ZM140 167H141V166H140ZM239 167H240V166H239ZM254 167H255V166H254ZM1 168H2V167H1ZM10 168H11V167H10ZM16 168H17V167H16ZM41 168H42V167H41ZM113 168H112V169H113ZM127 168H129V167H127ZM236 168H237V167H236ZM31 169H32V168H31ZM43 169H44V168H43ZM57 169H58V168H57ZM77 169H79V168H76V170H77ZM80 169L83 170L82 168H80ZM107 169H108V168H106V170H107ZM110 169H111V168H110ZM119 169H121V168H119ZM119 169H118V172H117V173H119ZM123 169H125V168H123ZM144 169H145V168H144ZM245 169H246V167H245ZM1 170H2V169H1ZM16 170H17V169H16ZM22 170H23V169H22ZM35 170L37 171V169H35ZM35 170H34V171H35ZM58 170H59V169H58ZM58 170H56V169H52V170L48 171V172H49V173H48V174H49L48 177H51V175H56V174H57L56 171H58ZM84 170H85V169H84ZM116 170H117V169H116ZM155 170H156V169H155ZM8 171H9V170H8ZM17 171H18V170H17ZM17 171H16V172H17ZM28 171H29V172H27V171H26V172H27V173L32 172V170L30 171V169H29ZM59 171H60V170H59ZM59 171H58V173H59ZM111 171H113V170H111ZM111 171H110V172H111ZM114 171H115V170H114ZM127 171H129V169L126 170V172H127ZM238 171H239V170H238ZM255 171H256V170H255ZM5 172H6V171H5ZM39 172H40V169H39ZM75 172H76V174H77V173L80 172V171H75ZM81 172H82V171H81ZM110 172H109V173H110ZM115 172H116V171H115ZM124 172H125V171H124ZM239 172H240V171H239ZM27 173H25V174H27ZM32 173H33V172H32ZM55 173H56V174H55ZM61 173H62V177H63V176H64V175H63L64 172H61ZM71 173H73V172H71ZM89 173H90V172H89ZM127 173H129V172H127ZM127 173H126V174H127ZM141 173H142V172H141ZM240 173H241V172H240ZM240 173H239V174H240ZM17 174H18V173H17ZM35 174H37V173H35ZM41 174H42V173H41ZM44 174H45V173H44ZM44 174H43V178H42V179H44V183H45V182H46L45 180H48V178L45 179V178H44ZM46 174H47V173H46ZM64 174L66 175V173H64ZM79 174H80V173H79ZM79 174H77V175H79ZM130 174H131V173H130ZM237 174H238V172H237ZM243 174H244V173H243ZM29 175H30V174H28L27 176H21V177H23V180H24V177H29ZM38 175H39V174H38ZM59 175H60V174H59ZM70 175H71V174H70ZM81 175H82V173H81ZM111 175H112V176L115 175L114 177L116 178V173H115L114 175L111 173ZM117 175H118V174H117ZM120 175H121V172H120ZM122 175L126 176L125 174H123V171H122ZM34 176L36 177V175H34ZM39 176H40V175H39ZM131 176H134V175H130V176H128V177H131ZM142 176H143V175H142ZM234 176H235V175H234ZM238 176H239V175H238ZM245 176H246V175H245ZM1 177H2V176H1ZM40 177H41V176H40ZM40 177H37V178L40 179ZM52 177L54 178V176H52ZM98 177H99V176H98ZM98 177H97V179L101 178L102 176L99 177V178H98ZM110 177H111V176H110ZM114 177H113V178H114ZM136 177H137V176H136ZM239 177H240V176H239ZM239 177H238V178H239ZM14 178H15V177H14ZM14 178H13V179H14ZM18 178H20V177H18ZM18 178H17V179H18ZM29 178H30V177H29ZM63 178H64V177H63ZM78 178H79L80 180L82 179V178H80V175H79ZM117 178H119V176H118ZM120 178H121V177H120ZM120 178H119V180H120ZM123 178L125 179V177H122V180H123V181H121V182H122V185H121V186H122V192H123V196H122V197H124L122 200L125 201V197H127V196L130 194V193H128V192H132V191H131L132 189H131L130 191H128V188L131 187V186H129V183H126V182H128V180L126 179V180H127V181H126V180H124ZM126 178H127V177H126ZM133 178H134V177H133ZM138 178H139V176H138L137 178H135V179H138ZM140 178L143 179L142 177H140ZM145 178H146V177H145ZM221 178H222V177H219V178H218V179L220 180V182L218 183V185H220L219 187H221V188H223V189H224V187L229 188L228 185H230L229 183L232 182L233 180H232V181H231V180L229 181L228 179H224V178L221 179ZM227 178H228V177H227ZM231 178H232V177H231ZM231 178H229V179H231ZM15 179H16V178H15ZM15 179H14V180H15ZM31 179H32V177H31ZM31 179H30V180H31ZM34 179H35V178H34ZM50 179H51V178H50ZM56 179H58V177L56 178V176H55L54 180H56ZM101 179H102V178H101ZM105 179H106V178H105ZM131 179H132V178H131ZM6 180H7V179H6ZM18 180H19V179H18ZM25 180H26V178H25ZM30 180H27V181H30ZM36 180H37V179H36ZM59 180H60V179H59ZM93 180H94V179H93ZM108 180H109V178H108ZM108 180H107V181H108ZM112 180L114 181L115 179H112ZM117 180H118V179H117ZM147 180H148V179H147ZM20 181H21V180H19V182H18L19 185H20ZM40 181L43 182V180H41V179H40ZM57 181H58V180H57ZM57 181H56V182H57ZM61 181H62V180H61ZM61 181H58V184H59ZM64 181L66 182V184L68 183V182L66 181V179H65ZM64 181H63V182H64ZM95 181H96V180H95ZM99 181H101V180L99 179L98 182H99ZM109 181H110V180H109ZM109 181H108V182H109ZM133 181H134V179H133ZM1 182H2V181H1ZM1 182H0V183H1ZM33 182H34V180H33ZM35 182L37 183V181H35ZM47 182H48V181H47ZM101 182H103V181H101ZM124 182H125V183H124ZM129 182H130V180H129ZM143 182H145V181H143ZM215 182H218V181L215 180ZM233 182H234V181H233ZM36 183H35V184H36ZM39 183H41V182H39ZM50 183H51V182H50ZM99 183H100V182H99ZM109 183H113V182H109ZM116 183H119V181L116 182ZM123 183H124V185H123ZM130 183H132V181H131ZM15 184H16V183H15ZM24 184H25V181H24ZM24 184L21 183V185H22L23 187H24ZM28 184H29V183H28ZM30 184H31V183H30ZM37 184H38V183H37ZM37 184H36V185H37ZM48 184H49V183H48ZM63 184H65V183H63ZM63 184H62V185H63ZM100 184H101V183H100ZM143 184H144V183H143ZM2 185H3V184H2ZM19 185H17V187H19ZM26 185H27V183H26ZM36 185H34V186H36ZM49 185H51V189H52V184H49ZM49 185H48V186H49ZM55 185H56V184H55ZM67 185H68V187H69V183H68ZM67 185H64V186L66 187ZM82 185L84 186V184H82ZM85 185H87L86 182H85ZM97 185H98V184H97ZM101 185H102V184H101ZM109 185H110V184H109ZM114 185H115V184H113L112 187H114ZM119 185H120V184H119ZM141 185H142V184H141ZM146 185H147V184H146ZM148 185H149V184H148ZM148 185H147V187L150 186V185H149V186H148ZM163 185H164V184H163ZM214 185H215V183H214ZM214 185H213V186H214ZM231 185H232V184H231ZM235 185H236V184H235ZM9 186H11V184L8 185L7 188H8ZM12 186H13V184H12ZM14 186H15V185H14ZM27 186H28V185H27ZM29 186H30V185H29ZM31 186H32V185H31ZM37 186H38V185H37ZM39 186L42 187L41 185H39ZM56 186H58V185H56ZM98 186H99V185H98ZM139 186H140V185H139ZM4 187H5V186H4ZM32 187H33V186H32ZM40 187L38 188L39 190H40ZM54 187H55V186H54ZM58 187H60V185H59ZM96 187H97V186H96ZM100 187H102V186H100ZM100 187H99V188H100ZM109 187H110V186H109ZM109 187H108V188H109ZM119 187H120V186H119ZM132 187H133V186H132ZM145 187H146V186H145ZM147 187H146V188H147ZM159 187H160V186H159ZM209 187H210V186H209ZM9 188H11V187H9ZM26 188H27V187H26ZM26 188H25V189H26ZM29 188H30V187H29ZM43 188H44V187H43ZM63 188H64V187H62V189H63ZM71 188H72V187H71ZM84 188H86V187H84ZM115 188H118L117 185H115ZM115 188H114V189H115ZM139 188H140V187H139ZM151 188H152V187L150 186V190H151ZM154 188H155V187H154ZM18 189L21 190L22 188H18ZM27 189H28V188H27ZM30 189H31V188H30ZM30 189H29V190H30ZM33 189H34V191H35V189H37V188H36V187H35V188L33 187ZM51 189H50V190H51ZM53 189H54V188H53ZM58 189H59V188H58ZM66 189H68V188H66ZM86 189H87V188H86ZM109 189H110V190H108V191H111V188H109ZM120 189H121V188H120ZM152 189H153V188H152ZM156 189H157V188H156ZM158 189H159V188H158ZM158 189H157V190H158ZM0 190H2V189H0ZM3 190H5V189H3ZM3 190H2L1 192H3ZM8 190H9V189H8ZM11 190H12V191H11ZM11 190H10L11 193H10V195H9L10 198L7 197V196H8L7 194H9L10 191H8L7 194H5V195H6L5 197L8 198V200H6L7 202L5 203V202L1 201V202L4 203L3 205H2V203H0V204L2 205V208H3V214H4V215L2 214L4 217H3V218H0V249H4V247L7 246L6 244H5V246L2 245V243H5V240H4L3 237H4V236L6 237L7 234H8L9 232L18 233V235L15 234V236H19V235H20V236H21V238H19L20 241H21V239L23 238V240L28 244L31 240H33V239L35 238V237H34L35 234L37 235V239H36V240L39 241V239H38V235L41 236L42 234H41V235H40V234H37V232L39 231V229H38L37 227H41V226L44 227V225H45V226L47 225V223H45L44 225L39 226V224H38V223H39V220H43V218H42V219L40 218L39 220L35 218V219L32 220V218H31L30 216H31L33 213H31V215L28 216L29 214H26V211H27V210L25 209V206H29V205H30V204H29V205H26V204H28L29 202H28V203H25V205H24V203H22V199H23V198H21V200H19L20 198L18 197V194H17V192H16V190H15V187H14V189L11 188ZM23 190H24V189H23ZM43 190H45V189H42V191H43ZM47 190H48V189H47ZM54 190H55V189H54ZM59 190L62 191V190H61V187H60ZM64 190H65V189H64ZM117 190H118V189H117ZM225 190H227V189L225 188ZM6 191H7V190H6ZM25 191H26V190H25ZM25 191H24V192H25ZM31 191H32V189H31L30 191H27L28 194H29V192H31ZM40 191H41V190H40ZM56 191H57V190H56ZM67 191H68V190H66V192H64V194L67 193ZM108 191H107V193H108ZM118 191H119V190H118ZM118 191H117V192H118ZM18 192H19V191H18ZM21 192H22V191H21ZM21 192L19 193V196H20V194H22ZM48 192H49V191H48ZM69 192H70V191H69ZM93 192H94V191H93ZM98 192H99V191H98ZM98 192H97V193H98ZM112 192H113V190L111 191V193H112ZM114 192H116V191H114ZM136 192H137V191H136ZM153 192H155V191L153 190ZM166 192H167V191H166ZM170 192H171V191H170ZM40 193H41V192H40ZM40 193H38V194L40 195ZM43 193L45 194L44 191H43ZM43 193H42V196H43ZM51 193H52V190H51ZM57 193L60 194L59 191H58ZM61 193H62V192H61ZM70 193H71V192H70ZM70 193H67V194H70ZM88 193H89V192H88ZM90 193H91V192H90ZM97 193H95L96 195H94V194H91V195L97 196ZM107 193H106V194H107ZM119 193H120V191H119ZM156 193H157V192H156ZM28 194H27V195H28ZM31 194H33V193H30V196H32ZM52 194H53V193H52ZM67 194H66V195H67ZM83 194H84V193H83ZM104 194H105V193H104ZM112 194H113V193H112ZM114 194H115V193H114ZM114 194H113V196H114ZM117 194H118V193H117ZM149 194H150V193H149ZM151 194H152V193H151ZM0 195H1V194H0ZM2 195H3V194H2ZM33 195H34V194H33ZM35 195H36V194H35ZM35 195H34V196H35ZM55 195L57 196V194H55ZM55 195H53V196L55 197V200H56V201L59 200V202H60V199H61V198L57 200V198H56ZM73 195H74V194H73ZM99 195H101V194H99ZM99 195H98V196H99ZM107 195H108V194H107ZM130 195H131V194H130ZM130 195H129V196H130ZM152 195H153V194H152ZM155 195H156V194H155ZM157 195H158V193H157ZM163 195H164V193H163ZM36 196H37V195H36ZM42 196H41V197H42ZM51 196H52V195H51ZM68 196H69V195H68ZM68 196H67V197H68ZM75 196L79 199V197H78L77 195H75ZM75 196H74V197H75ZM80 196H81V195H80ZM84 196H85V194H84ZM108 196H109V195H108ZM111 196H112V195L109 196V200H110V201H111V199H110ZM116 196H119V195H116V194H115V198L118 199ZM131 196H132V200L130 199V201H128V204H127V207H128L129 213H130V214H134L133 216H134L135 220H136L137 222L139 221L140 224H142L141 216L139 217L138 215H139V213H140V215L142 214V213H141V210L144 209V206H143V209H142V208H141L142 205L140 204V205H141V206H140V205L138 204L139 202L134 201L135 198L133 199V195H131ZM134 196H135V195H134ZM32 197H33V196H32ZM44 197H45V195H44ZM46 197H48V195H47ZM62 197L65 198V196H62ZM70 197H73V196L71 195ZM70 197H69V198H70ZM76 197H75V199H76ZM92 197H93V196L89 197V199L92 198ZM104 197L107 198V196H104ZM104 197H103V193H102V198H101V199H105ZM122 197L119 196V198H122ZM138 197H139V196H138ZM0 198H1V197H0ZM2 198H3V197H2ZM24 198H26V200H29V199H30L28 196H27V197H24ZM38 198H39V197H38ZM50 198H51V197L49 196L48 199H47V201H48ZM81 198H82V197H81ZM85 198H86V196H85ZM152 198H154V196H153ZM152 198H151V199H152ZM157 198H158V197H157ZM40 199H41V198H40ZM44 199H45V198H44ZM52 199H53V198H51V200H52ZM66 199H68V198H65V199H64L65 202H67ZM87 199H88V197H87ZM89 199H88V200H89ZM93 199L97 200L96 198H93ZM93 199H92V200H93ZM101 199H100V196H99V199H98V200H101ZM107 199H108V198H107ZM107 199H106V200H107ZM112 199H113V198H112ZM126 199L129 200V197L126 198ZM136 199H137V198H136ZM138 199H139V198H138ZM161 199H162V198H161ZM31 200H32V199H31ZM33 200H37V197H36V199L33 198ZM41 200H42V199H41ZM45 200H46V199H45ZM45 200H44V201H45ZM61 200H62V199H61ZM64 200H62V202H63ZM70 200H71V198H70ZM72 200H73V199H72ZM72 200H71V201H72ZM76 200H77V199H76ZM79 200H80V199H79ZM82 200H83V199H81L80 201H82ZM88 200H86V201L88 202ZM90 200H91V199H90ZM90 200H89V201H90ZM95 200H93V202H95ZM113 200H114V199H113ZM120 200H121V199H120ZM122 200H121V201H122ZM23 201H24V200H23ZM38 201H39V199H38ZM71 201H70V203H71ZM74 201H75V200H74ZM80 201H78V202L80 203ZM116 201H117V200H116ZM123 201H122V202H123ZM126 201H127V200H126ZM138 201H139V200H138ZM160 201H161V200H160ZM25 202H26V201H25ZM40 202H41V201H40ZM48 202H50V201H48ZM59 202H58V203H59ZM78 202H77V203H78ZM90 202H91V201H90ZM90 202H89V203H90ZM93 202H91V204H92ZM99 202H100V201H99ZM108 202H109V201H108ZM108 202H107V203L104 202V201H103V202H102V201L100 202V204H101V206H102V210H101V211H103L102 213L105 215V217H106V216H110V217H111V216L113 215V213L116 211V208H117V207H119V208L121 207V209H122V208L124 209V207H125V204H122V205H124V206L122 207V205H121L120 202H114V201H113V202L111 201L110 203H108ZM30 203H31V201H30ZM32 203H33V202H32ZM41 203H42V202H41ZM43 203H44V202H43ZM45 203H46V202H45ZM45 203H44V204H45ZM50 203H51V202H50ZM70 203H68V204H70ZM73 203H75V202H73ZM81 203H82V202H81ZM81 203H80V206L82 205ZM84 203H86V202L84 201ZM95 203H96V202H95ZM95 203H94V204H95ZM116 203H119L120 205L117 204V205H118V206H117ZM123 203H124V202H123ZM125 203H126V202H125ZM149 203H152V202H149ZM157 203H158V202H157ZM54 204H55V203H53L52 206H54ZM63 204H64V203H62V204L60 203V205H63ZM86 204H87V203H86ZM146 204H147V203H146ZM153 204H154V203H153ZM35 205H36V201H35ZM38 205L40 206V203H38ZM42 205H43V204H42ZM42 205H41V207H42ZM47 205H48V203H47ZM47 205H46V206H47ZM56 205H57V204H56ZM83 205H84V204H83ZM87 205H88V204H87ZM95 205H96V204H95ZM95 205H94L93 208H95ZM159 205H160V204H159ZM31 206H34V205H31ZM31 206H29V207H31ZM39 206H38V208H39ZM48 206H50V205H48ZM73 206H74V204H73ZM75 206H76V205H75ZM84 206H85V205H84ZM89 206H91V205H89ZM89 206H88V207H89ZM92 206H93V204H92ZM92 206H91V207H92ZM149 206H150V204H149ZM151 206H152V204H151ZM154 206H155V204H154ZM34 207H35V206H34ZM44 207H45V206H44ZM76 207H77V206H76ZM85 207H86V206H85ZM97 207H99V206H97ZM127 207H125V208H127ZM152 207H153V206H152ZM26 208H27V207H26ZM35 208H36V207H35ZM35 208H33V210H34ZM38 208H37V209H38ZM42 208H43V207H42ZM47 208H48V207H47ZM69 208H71V207H69ZM78 208H80V207H77V209H78ZM100 208H101V207H100ZM145 208H146V210H147V206H146ZM155 208H156V207H155ZM30 209L32 210V207H31ZM44 209H45V208H44ZM44 209H43V210H44ZM50 209H51V208H50ZM82 209H83V208H82ZM91 209H92V208H91ZM98 209H99V208H98ZM98 209H96V213H97ZM123 209H122V210H123ZM153 209H154V207H153ZM31 210H30V211H31ZM33 210H32V211H33ZM39 210H40V209H39ZM89 210H90V207H89ZM94 210H95V209H94ZM94 210L92 211L93 213H94ZM119 210H120V209H119ZM128 210H127V211H128ZM144 210H145V209H144ZM144 210H143V211H144ZM146 210H145V211H146ZM209 210H210V209H209ZM44 211H47V210H44ZM54 211H55V210H54ZM57 211H60V209L57 210ZM78 211L80 212L79 209H78ZM81 211H82V213H83L85 210H84V211L81 210ZM86 211H87V210H86ZM117 211H118V210H117ZM117 211H116V212H117ZM127 211H126V212H127ZM49 212H50V211H49ZM62 212H63V211H62ZM89 212H90V211H89ZM116 212H115V213H116ZM124 212H125V209H124ZM148 212H151V210L148 209ZM208 212H209V211H208ZM260 212H261V215H262V221L264 222V202L260 204ZM1 213H2V212H1ZM40 213H41V212H40ZM40 213H39V214H40ZM43 213H44V212H43ZM55 213H56V211H55ZM55 213H54V215H55ZM82 213L80 212V214H82ZM93 213L91 214V215H92V217H90L91 219L94 218V217H93ZM122 213H123V212H122ZM129 213H128V214H129ZM143 213H144V212H143ZM36 214H37V213H36ZM39 214H38V215H39ZM84 214H85V213H84ZM84 214H83V215H84ZM103 214H102V215H103ZM117 214H119V213H117ZM124 214H125V213H124ZM130 214H129V215H130ZM144 214H145V213H144ZM144 214L142 215V217L144 216ZM2 215H1V216H2ZM54 215H51V216H54ZM62 215H63V214H62ZM74 215H75V214H74ZM86 215H87V213H86ZM86 215H85V216H86ZM96 215H97V214H96ZM102 215H101V216H102ZM115 215H116V214H115ZM129 215H128V216H129ZM34 216H35V211H34ZM41 216L43 217V215H41ZM41 216H39V217H41ZM46 216H47V215H46ZM49 216H50V215H49ZM55 216H56V215H55ZM55 216H54V217H55ZM57 216H58V215H57ZM59 216H60V214H59ZM63 216L65 217V215H63ZM63 216H62V217H63ZM78 216H79V215H78ZM98 216H99V213H98ZM117 216H118V215H116V217H117ZM120 216H122V214H121ZM120 216H118V217H120ZM128 216H126V217H128ZM130 216H131V215H130ZM147 216H149V213H148ZM28 217H30V219H29ZM37 217H38V216H37ZM39 217H38V218H39ZM60 217H61V216H60ZM83 217H84V216H83ZM87 217H89V216H87ZM144 217H145V216H144ZM44 218H45V215H44ZM55 218H56V217H55ZM77 218H78V217H77ZM98 218H100V216H99ZM103 218H104V217H103ZM103 218H102V219H103ZM108 218H109V217H108ZM123 218H124V217H123ZM123 218H122V219H123ZM150 218H151V217H150ZM46 219H50V218H46ZM53 219H54V218H52V221H53ZM64 219H66V218H64ZM64 219H63V220H64ZM79 219H80V218H79ZM79 219H78V220H79ZM81 219H82V218H81ZM81 219H80V220H81ZM83 219H84V218H83ZM85 219H86V217H85ZM91 219H89V220H91ZM94 219H95V218H94ZM96 219H97V217H96ZM120 219H121V218H120ZM124 219H125V218H124ZM129 219H130V217H129ZM29 220H30V221H29ZM59 220L61 221V219H59ZM59 220L57 221V223L60 222ZM66 220H67V219H66ZM75 220H76V219H75ZM78 220H77V224H78ZM89 220H87V222H88ZM105 220H108V219L106 218ZM110 220H111V219H110ZM113 220H114V219H113ZM115 220H117V218H115ZM118 220H119V218H118ZM126 220H128V219H126ZM132 220H133V219H132ZM143 220H146V221H147V219H145V218H144ZM35 221H36V223H37V221H38V223H37L38 226L35 227V229L38 230V231H36V232L33 231V227H34L35 224H36ZM43 221H44V220H43ZM54 221H55V220H54ZM70 221H71V220H70ZM99 221H100V219H99ZM111 221H112V220H111ZM122 221H123V220H122ZM128 221H129V220H128ZM133 221H134V220H133ZM136 221H135V222H136ZM44 222H45V221H44ZM47 222H48V220H47ZM61 222H62V221H61ZM63 222H64V221H63ZM75 222H76V221H75ZM80 222H82V221H80ZM91 222H92V220H91ZM97 222H98V221H96V223H97ZM101 222H102V221H101ZM103 222H104V220H103ZM105 222H106V221H105ZM108 222H109V220H108ZM117 222H118V221H116V223H117ZM120 222H121V221H120ZM135 222H134V223H135ZM149 222H150V221H149ZM55 223H56V222H55ZM65 223H66V221H65ZM65 223H64V224H65ZM68 223H69V222H68ZM72 223H73V222H72ZM83 223H84V221H83ZM112 223H114V222L112 221ZM118 223H119V222H118ZM129 223H130V221H129ZM129 223L127 224V221H126V226L129 225ZM143 223H144V222H143ZM238 223H239V222H238ZM40 224H43V222L40 223ZM52 224H53V222H52ZM52 224H50V225H52ZM58 224H59V226H60V223H58ZM89 224H90V223H89ZM93 224L95 225V223H93ZM93 224H92V225H93ZM97 224H99V223H97ZM106 224H107V222H106ZM106 224H105V225H106ZM108 224H110V223H108ZM114 224H115V223H114ZM119 224H120V223H119ZM124 224H125V222H124ZM124 224H122V226H120V227H121V228L124 227V226H123ZM130 224H131V223H130ZM136 224H137V223H136ZM136 224H135V225H136ZM138 224H139V223H138ZM138 224H137V226H138ZM145 224H146V223H145ZM148 224H149V223H148ZM152 224H153V223H152ZM50 225H47V226H50ZM55 225H56V224H55ZM55 225H54V227H55ZM78 225H81V224L79 223ZM85 225H88V224L86 223ZM92 225H91V226H92ZM102 225H103V224H102ZM105 225H104V226H105ZM111 225H112V224H111ZM120 225H121V224H120ZM82 226L84 227V225H82ZM96 226H97V225H96ZM98 226H99V225H98ZM109 226H110V225H109ZM112 226H113V225H112ZM118 226H119V225H118ZM132 226H134V225H132ZM139 226H140V225H139ZM142 226H143V225H142ZM146 226H149V227H150V224H149V225H146ZM234 226H235V225H234ZM52 227H53V226H52ZM56 227H58V226L56 225ZM56 227H55V228H56ZM127 227H128V226H127ZM129 227H130V226H129ZM140 227H141V226H140ZM149 227H148V228H149ZM155 227H156V226H155ZM232 227H233V226H232ZM232 227H231V228H226V227H225L224 229H222V230L219 232V235H220V236H223V237L226 236V237H231V238H232V236H231V235H232ZM48 228L50 229L51 226L48 227ZM55 228H54V229H55ZM87 228H89V226H87ZM92 228H94V226H92L91 229H92ZM121 228H120V229H121ZM134 228H135V227H134ZM138 228H139V227H138ZM141 228H142V227H141ZM144 228H145V227H144ZM148 228H145V229H148ZM49 229H48V230H49ZM85 229H86V227H85ZM97 229H98V227H97ZM103 229H105V228L103 227ZM103 229H102V230H103ZM109 229H110V230H108V231H111V228H109ZM132 229H133V228H132ZM145 229H144L143 231H145ZM150 229H152V228L150 227L149 230H150ZM44 230L46 231V228H45ZM44 230H43V231L41 230V231L44 232ZM48 230H47V231H48ZM56 230H57V229H56ZM60 230H61V229H60ZM87 230H90V229H87ZM87 230H86V231H87ZM94 230H95V228L93 229V231H94ZM114 230H115V228H114ZM114 230H113V231H114ZM136 230H137V229H136ZM136 230H135V231H136ZM140 230H142V229H139V231H140ZM149 230H148V231H149ZM263 230H264V229H263V225H262V224H255V225L253 224L252 231H253V234H254V246H255V248H256L257 250H260V251H264V231H263ZM47 231H46V232H47ZM49 231H50V230H49ZM49 231H48V234H49ZM51 231H53V229H52ZM58 231H59V230H58ZM105 231H106V230H105ZM105 231H104V234H105L106 232H108V231H106V232H105ZM115 231H116V230H115ZM148 231L146 230L145 232H148ZM151 231H152V230H151ZM32 232H34L35 234L33 235ZM42 232H41V233H42ZM46 232H45V233H46ZM53 232H55V231H53ZM60 232H61V231H60ZM87 232H88V231H87ZM87 232H86V234H87ZM102 232H103V231H102ZM141 232H142V231H141ZM141 232H140V233H141ZM13 233H12V234H13ZM38 233H39V232H38ZM62 233H63V232H62ZM90 233H91V232H90ZM95 233H97V232L95 231ZM95 233H94V234H95ZM142 233H144V232H142ZM9 234H10V233H9ZM52 234H53V233H52ZM58 234H59V233H58ZM60 234H61V233H60ZM84 234H85V233H84ZM86 234L82 237V241H79V240L77 241V244H78V245L82 244V251H81V254H80V251L77 249V250L79 251V254H80L81 259H82L83 261H85V262H89V263H90V262H97L98 264H110L109 261L112 259L110 252H107V253H106V256H103V257L100 258L99 260H96V256H95V257L93 256V257L91 258V256L88 254V252H89V250H90V245H91V244L93 245V241H91V240H93V239H92L91 235H89V234L86 235ZM107 234H108V233H107ZM43 235H44V234H43ZM43 235H42V236H43ZM138 235H139V234H138ZM148 235H149V233H148ZM13 236H14V234H13ZM15 236H14V237H15ZM44 236H45V235H44ZM60 236H61V235H60ZM92 236H93V234H92ZM10 237H11V236H10ZM10 237H9V236L6 237V240H7V238L10 239ZM14 237H12V242H13L14 239H16V238H14ZM47 237H48V235H47ZM47 237H46L45 239L48 240ZM55 237H56V236H55ZM13 238H14V239H13ZM17 238H18V237H17ZM60 238H61V237H60ZM77 238H78V237H77ZM62 239H64V238H62ZM226 239H227V238H226ZM229 239H230V238H229ZM3 240H4V242H3ZM16 240H17V239H16ZM36 240L34 239V240L31 241V242L33 243V242L36 241ZM42 240H43V239H42ZM50 240H51V239H50ZM7 241H8V240H7ZM7 241H6V243H8L10 240H9L8 242H7ZM40 241H41V240H40ZM48 241H49V240H48ZM48 241H47V242H48ZM62 241H63V240H62ZM224 241H225V240H224ZM227 241H228V240H227ZM227 241H226V242H227ZM229 241H230V240H229ZM12 242H11V243H12ZM31 242H30V243H31ZM45 242H46V241H45ZM230 242H231V241H230ZM230 242H229V243H230ZM14 243H15V244H10L11 247H8V248H9V249H10V248H11V249H14V248H15V245L17 246L20 242H19L18 244H16L17 242L14 240ZM22 243H23V244H22V248H23V245L25 246L26 244H25L24 242H22ZM35 243L37 244V242H34V244H35ZM38 243H39V245H40L41 247H43V245H42L43 243H41V244H40V242H38ZM8 244H9V243H8ZM34 244H33V246H34ZM215 244H216V243H215ZM28 245H29V244H28ZM37 245H38V244H37ZM60 245H62V243H61L60 239H59L58 236H57V239H56V238H53V239L50 241V243H49V246L52 247V248L50 249V251H48L49 249H47V251H46V250L44 251V250H43L44 248L42 249V248L40 247V249H42L43 251L40 250L41 252H39V249L36 248V249L38 250V253L40 254V260H41V262H39V264H68V263H67V260H68L69 258H66V255H65L66 253L60 251V248H61ZM3 246H4V247H3ZM8 246H9V245H8ZM31 246H32V245H31ZM47 246H48V244H47ZM228 246H229V245H228ZM17 247H18V246H17ZM28 247H29V246H28ZM45 247H46V246H45ZM50 247H46V248H50ZM8 248L6 247V250H7ZM20 248H21V247H20ZM22 248H21V249H22ZM25 248H26V246H25ZM25 248H24L23 250H25ZM29 248H30V247H29ZM31 248H32V247H31ZM31 248H30V249H31ZM46 248H45V249H46ZM222 248H223V247H222ZM11 249H10V251H11ZM18 249H19V248H18ZM27 249H28V248H27ZM58 249H59V250H58ZM14 250H15V249H14ZM100 250H101V249H100ZM17 251H18V250H17ZM29 251H31V250H29ZM32 251H33V249H32ZM226 251H227V250H226ZM0 252H1V251H0ZM2 252H3V251H2ZM18 252H19V251H18ZM18 252H17L16 254H18ZM22 252L24 253L25 251H22ZM228 252H229V251H228ZM228 252H227V253H228ZM4 253H5V251H4ZM6 253H8V252H6ZM12 253H13V252H12ZM20 253H21V252H19V254H20ZM31 253H32V252H31ZM210 253H211V252H210ZM210 253H208V251H207V256H208V260H209L208 263H209V264H210V261L212 260V256H211ZM213 253H214V252H213ZM22 255H23V254H22ZM25 255H26V254H25ZM212 255H213V254H212ZM222 255H223V254H222ZM213 256H214V255H213ZM125 257H127V256H125ZM206 259H207V258H206ZM213 259H214V258H213ZM238 259H239V258H238ZM78 260H79V259H78ZM208 260H207V261H208ZM37 261H38V260H37ZM207 261H206V262H207ZM214 261H215V260H214ZM79 262H80V260H79ZM114 262H115V261H114ZM236 262H237V261H236ZM236 262H235V263H236ZM37 263H38V262H37ZM76 263H77V261H76ZM211 263H213V260L211 261ZM117 264H121V262H118Z\"/></svg>",
	"mask_w": 264,
	"mask_h": 264
},
{
	"label": "water",
	"instance_id": "obj_3",
	"mask_svg": "<svg viewBox=\"0 0 264 264\" xmlns=\"http://www.w3.org/2000/svg\"><path fill=\"white\" fill-rule=\"evenodd\" d=\"M256 146L260 149L261 158L258 172L246 179L239 190L232 191L228 195L218 191V182L210 186V199L214 210L211 213L204 211L202 219L196 217V230L185 243L174 244L169 253L156 258L125 257L124 264H202V256L212 240L222 229L236 222L242 224L246 253L250 260L255 258L264 264V252L256 250L251 244L252 220L255 215H259L260 204L264 202V146L259 143H256ZM72 255L73 260L70 264H78L75 259L80 260L79 264H97L83 261L78 250Z\"/></svg>",
	"mask_w": 264,
	"mask_h": 264
}]
</instances>
